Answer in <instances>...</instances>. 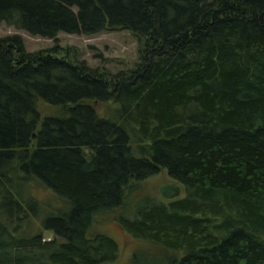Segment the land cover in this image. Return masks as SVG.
<instances>
[{
  "label": "trees",
  "instance_id": "1",
  "mask_svg": "<svg viewBox=\"0 0 264 264\" xmlns=\"http://www.w3.org/2000/svg\"><path fill=\"white\" fill-rule=\"evenodd\" d=\"M1 23L126 31L138 58L0 37V264L114 262L96 219L162 170L184 194L117 218L141 242L127 264H264V0H0Z\"/></svg>",
  "mask_w": 264,
  "mask_h": 264
},
{
  "label": "rangeland",
  "instance_id": "2",
  "mask_svg": "<svg viewBox=\"0 0 264 264\" xmlns=\"http://www.w3.org/2000/svg\"><path fill=\"white\" fill-rule=\"evenodd\" d=\"M13 34L21 36L28 52L45 51L57 45L62 53L68 51L70 56L84 59L92 67H101L112 72L132 67L138 58V42L126 31L101 32L93 35L59 33L56 39H49L31 36L5 23L0 24V37ZM96 107L104 115H109L112 110L111 104L100 103ZM44 111L48 112L47 109ZM164 187H169L170 192L173 191L171 187H177L178 196L184 194L182 185L162 170L131 188L126 194L123 206L96 219L93 230L112 237L119 246L117 259L107 264H127L132 252L141 243L120 226L117 218L120 215H131L144 200L167 201L175 198L165 196L162 192ZM44 235L51 237L50 233Z\"/></svg>",
  "mask_w": 264,
  "mask_h": 264
},
{
  "label": "water",
  "instance_id": "3",
  "mask_svg": "<svg viewBox=\"0 0 264 264\" xmlns=\"http://www.w3.org/2000/svg\"><path fill=\"white\" fill-rule=\"evenodd\" d=\"M168 189H170L169 187H164L163 189H162V192L165 194V196H167V197H176V196H178V190H179V188H177V187H171V190H173V191H168Z\"/></svg>",
  "mask_w": 264,
  "mask_h": 264
}]
</instances>
